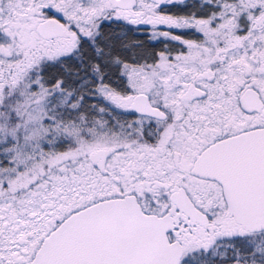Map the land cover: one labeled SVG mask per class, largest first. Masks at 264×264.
<instances>
[{
    "label": "snow or ice",
    "instance_id": "snow-or-ice-1",
    "mask_svg": "<svg viewBox=\"0 0 264 264\" xmlns=\"http://www.w3.org/2000/svg\"><path fill=\"white\" fill-rule=\"evenodd\" d=\"M0 264H264V0H0Z\"/></svg>",
    "mask_w": 264,
    "mask_h": 264
}]
</instances>
